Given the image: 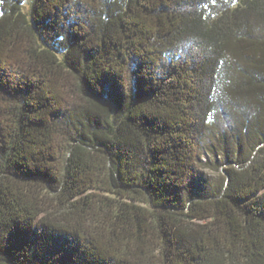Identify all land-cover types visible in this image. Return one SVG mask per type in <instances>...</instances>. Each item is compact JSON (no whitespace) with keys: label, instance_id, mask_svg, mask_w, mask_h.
Here are the masks:
<instances>
[{"label":"trees","instance_id":"trees-1","mask_svg":"<svg viewBox=\"0 0 264 264\" xmlns=\"http://www.w3.org/2000/svg\"><path fill=\"white\" fill-rule=\"evenodd\" d=\"M25 3L0 0V264H264V0Z\"/></svg>","mask_w":264,"mask_h":264},{"label":"rangeland","instance_id":"rangeland-1","mask_svg":"<svg viewBox=\"0 0 264 264\" xmlns=\"http://www.w3.org/2000/svg\"><path fill=\"white\" fill-rule=\"evenodd\" d=\"M30 2H31V0H26V3H25V8L27 9L28 8V6H29V4H30ZM212 168H213V165H212ZM208 174H215L214 173V171L213 170H208V171H206Z\"/></svg>","mask_w":264,"mask_h":264}]
</instances>
